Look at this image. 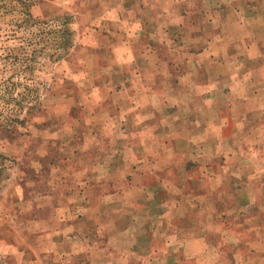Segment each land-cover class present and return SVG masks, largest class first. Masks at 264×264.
Here are the masks:
<instances>
[{"label":"rangeland","instance_id":"rangeland-1","mask_svg":"<svg viewBox=\"0 0 264 264\" xmlns=\"http://www.w3.org/2000/svg\"><path fill=\"white\" fill-rule=\"evenodd\" d=\"M173 262L264 264V0H0V264Z\"/></svg>","mask_w":264,"mask_h":264},{"label":"crops","instance_id":"crops-1","mask_svg":"<svg viewBox=\"0 0 264 264\" xmlns=\"http://www.w3.org/2000/svg\"><path fill=\"white\" fill-rule=\"evenodd\" d=\"M244 19V16L243 18ZM242 21H246L245 20H242ZM240 21V22H242ZM173 22V21H171ZM249 40L252 41L253 38L252 37H249ZM259 40V39H258ZM254 41V40H253ZM260 44V41H257L256 44L254 43H251L250 46H251V49L253 48H258L257 45ZM219 45V53L220 54V50H221V47H220V44ZM193 55H195V57H198V58H201V59H198L197 60V63L194 65V68L191 69L189 68L187 70V73L185 74H179L178 76H176V79L172 85H174L176 88H178L180 86V88H185L186 90H188L189 88H191V94L189 93V98L198 103V104H201L204 109L207 111V116L208 115H211L213 112L216 111V103L213 104V101H212V96L214 94H216L215 90H217L218 88H220L222 86V77H217L216 79H210L209 78V75H208V67L203 63L204 60H206L207 58L211 57V56H215V53L211 52V49L210 47H206V48H203L202 50L200 51H197L196 53H191ZM200 60V61H199ZM193 71H191V70ZM202 88L203 89V93L201 96H192V91L194 88ZM173 90V93L175 94L176 92L174 91V89L172 88ZM148 92H150V94H147L144 96L145 98V102H146V109H147V116L145 119H154V117L157 116V109H154V105L156 106L157 102L159 101V95L158 94H154V92L152 90H148ZM183 100H188V97H185V98H181L180 96H178L177 98V101L173 104V108L174 106L176 107H179L180 103L183 102ZM217 113H213L212 115H214V117L216 116ZM212 115L208 118V119H205L204 122L206 123H209V127H211V125H217L218 123V134H221L222 131H223V128L225 127V124H227V120H225L224 117H219L218 115L216 116L215 120H217V122L215 124H212V119L214 117H212ZM155 120V119H154ZM189 122H191L193 124V130H196L197 128V125H195L197 123V121L195 119H190ZM187 130V128H186ZM207 137L208 135H205L203 136V141L204 142L205 140H207ZM182 138V137H181ZM202 140V139H201ZM178 141V140H176ZM176 141L173 140V142L170 144L169 148L167 147V150L171 151L172 153L174 152H177L178 151V147H176ZM187 141V144L188 146H191V144H196L198 141H194L192 143V141H188V139H186ZM202 142H199V143H202Z\"/></svg>","mask_w":264,"mask_h":264},{"label":"trees","instance_id":"trees-1","mask_svg":"<svg viewBox=\"0 0 264 264\" xmlns=\"http://www.w3.org/2000/svg\"><path fill=\"white\" fill-rule=\"evenodd\" d=\"M169 257H171V256H169ZM170 260H171V259H170ZM170 260H169V261H170ZM169 261H167V259H166V262H167V263H168ZM173 264H174V262H173Z\"/></svg>","mask_w":264,"mask_h":264}]
</instances>
